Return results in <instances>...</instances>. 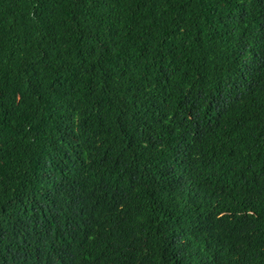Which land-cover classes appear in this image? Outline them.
Masks as SVG:
<instances>
[{"label": "trees", "instance_id": "16d2710c", "mask_svg": "<svg viewBox=\"0 0 264 264\" xmlns=\"http://www.w3.org/2000/svg\"><path fill=\"white\" fill-rule=\"evenodd\" d=\"M0 264H264V0H0Z\"/></svg>", "mask_w": 264, "mask_h": 264}]
</instances>
